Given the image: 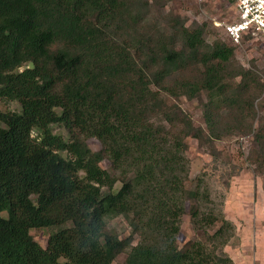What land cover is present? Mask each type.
I'll use <instances>...</instances> for the list:
<instances>
[{
  "label": "trees",
  "instance_id": "16d2710c",
  "mask_svg": "<svg viewBox=\"0 0 264 264\" xmlns=\"http://www.w3.org/2000/svg\"><path fill=\"white\" fill-rule=\"evenodd\" d=\"M169 1L0 0V100L19 105L0 109V264H233L185 139L217 161V141L251 136L264 176V69ZM185 214L203 239L179 246ZM31 229H51L44 246Z\"/></svg>",
  "mask_w": 264,
  "mask_h": 264
},
{
  "label": "rangeland",
  "instance_id": "374dc122",
  "mask_svg": "<svg viewBox=\"0 0 264 264\" xmlns=\"http://www.w3.org/2000/svg\"><path fill=\"white\" fill-rule=\"evenodd\" d=\"M166 10L176 11L189 20L207 21L217 35L226 41L222 24L236 19L231 0H171ZM233 45L236 58L244 66H250L254 62L258 69H264L263 35L245 36L239 44ZM179 103L195 125L205 126L201 108L195 99L188 100L182 96ZM0 109L18 110L19 105L15 101L0 100ZM53 131L67 137L64 129L57 125L53 126ZM250 139L251 136L239 135L217 141L220 153L217 161H213L205 148L198 146L196 139H185L188 144L186 155L190 160V177L202 176L205 179L212 203L234 225V236L224 248L233 264H264V176L256 174L247 160ZM87 144L92 150H97L100 146L95 138H89ZM100 165L108 168L109 162L103 160ZM108 224L122 237L130 231L122 216L110 219ZM218 225L219 223L214 228ZM214 228L208 229V232L212 233ZM50 231L51 229H31L30 233L44 246ZM202 236L201 230L193 229L189 216L183 215L177 236L178 245L191 239H203ZM124 256L125 254H120L113 264L122 262Z\"/></svg>",
  "mask_w": 264,
  "mask_h": 264
},
{
  "label": "built area",
  "instance_id": "2783aa9c",
  "mask_svg": "<svg viewBox=\"0 0 264 264\" xmlns=\"http://www.w3.org/2000/svg\"><path fill=\"white\" fill-rule=\"evenodd\" d=\"M236 19L222 24V32L231 44H239L245 36H264V0H231Z\"/></svg>",
  "mask_w": 264,
  "mask_h": 264
},
{
  "label": "water",
  "instance_id": "95a60500",
  "mask_svg": "<svg viewBox=\"0 0 264 264\" xmlns=\"http://www.w3.org/2000/svg\"><path fill=\"white\" fill-rule=\"evenodd\" d=\"M33 67H34L33 62L32 61L28 62V68H33Z\"/></svg>",
  "mask_w": 264,
  "mask_h": 264
}]
</instances>
